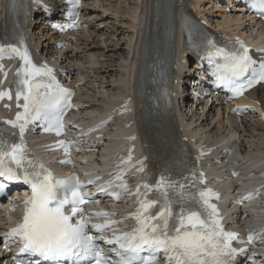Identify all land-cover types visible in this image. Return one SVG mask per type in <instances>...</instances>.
<instances>
[{
	"label": "snow or ice",
	"instance_id": "6c2138e0",
	"mask_svg": "<svg viewBox=\"0 0 264 264\" xmlns=\"http://www.w3.org/2000/svg\"><path fill=\"white\" fill-rule=\"evenodd\" d=\"M258 4L264 7V0H258ZM237 43L239 50L215 48L209 55L223 57L225 61L223 75L215 72L213 75H217L219 82L230 86L234 95H242L246 89L264 81V64L253 67L255 62L248 55L249 50L241 42ZM6 49L22 61L16 73L15 96L18 102L23 101L18 104L23 112H18L14 121H8L19 128L21 142L7 143L0 138V177L8 181H23L30 187L31 194L23 201L22 219L17 221L5 238L19 240L21 253L49 261L71 260L73 264H83L88 260L89 264H110L98 251L96 238L88 233L89 220L82 206L89 197L83 191L84 185L79 178L56 179L43 164L28 159L22 142L28 123L41 118L49 119L53 113H56L53 127L60 135L63 129L61 102L71 93L55 85L54 79L52 84L42 82L44 77L51 79L52 70L33 63L26 47L0 45V54ZM54 85L56 94L49 95L48 89ZM6 96L11 99L12 93L0 92V99ZM53 127L46 130H53ZM59 144L68 154L65 142L60 141ZM128 161H131V156ZM140 163L139 171L142 173L143 163ZM124 171L117 165L114 177L98 186V189L107 191L115 186L132 193L133 189L128 188L125 181ZM3 187L0 185V189ZM153 191L155 194L149 196L148 193ZM135 192L139 207L130 214L137 221L133 231L114 234L111 239L100 237L110 245H118L117 264H154L161 252L166 254L165 264H233L238 252L244 251L232 247L237 234L224 230L218 209L211 203L213 197H219L211 189L193 193L186 184L161 176L154 186L144 183ZM114 195L119 198L118 194ZM66 205L70 206L69 213L65 211ZM95 215L112 214L97 212ZM74 217L77 218L75 223ZM115 223L106 221L92 224L91 227L101 231ZM252 240L253 237L249 236V242ZM17 264L23 262L17 261Z\"/></svg>",
	"mask_w": 264,
	"mask_h": 264
},
{
	"label": "bare ground",
	"instance_id": "6f19581e",
	"mask_svg": "<svg viewBox=\"0 0 264 264\" xmlns=\"http://www.w3.org/2000/svg\"><path fill=\"white\" fill-rule=\"evenodd\" d=\"M92 1V4H87L85 8L90 14L89 31L80 33L73 43L67 42L64 47L56 49L49 41L50 34L41 30H37L35 34H38L36 39L43 50L59 63L60 68L74 71L76 67L77 74L82 76L81 80H85L82 90L85 91L87 102H91L90 110L98 113L105 104L123 97L126 86L130 88L135 85L130 74L138 59L134 60L131 53L138 44L143 51L147 46L145 31L148 26L146 27L145 22L150 19L152 0H145V6L141 4L142 0ZM156 1L160 3L162 0ZM190 1L195 4V10L205 16V10L200 5L201 0ZM142 14L139 25L141 27L144 25L143 28L137 24ZM209 15L211 17H205L217 21L219 28L225 27L226 32H232L233 35H239L241 30L246 31L250 27L249 23L243 21L244 18L239 19V13L228 14L222 9ZM222 18L226 21H219ZM111 21L114 22L113 25ZM104 23L106 25L100 29ZM108 28L109 31H107ZM136 32L138 40L134 43ZM253 32L260 33L262 42L264 24L257 25ZM103 36L107 38L100 41ZM248 99L252 102L258 101L260 106L257 107V113H250L240 120L227 116L225 111L214 105H203L201 101L189 103L186 107L182 105L179 113L192 128L190 132L192 137H194L193 132L196 131L214 140L212 146H215L217 150L221 145H227V148L231 150L230 157H239L247 161L245 166L251 169H264V86L249 93ZM219 156L222 160L223 157ZM261 205L251 209L258 213L256 219H264V204ZM0 255H2L1 252ZM1 257L4 258L5 255ZM2 258L0 264H2Z\"/></svg>",
	"mask_w": 264,
	"mask_h": 264
},
{
	"label": "rangeland",
	"instance_id": "374dc122",
	"mask_svg": "<svg viewBox=\"0 0 264 264\" xmlns=\"http://www.w3.org/2000/svg\"><path fill=\"white\" fill-rule=\"evenodd\" d=\"M206 1L209 2L208 0H206ZM201 2H202V3H201ZM201 2H200V5L203 6V10H205V11H204L205 16H209V17H211L209 14H211L212 11H211V12H208V11H207L208 9H205V8H204V7H205L204 4H205L206 6H208V5H207L208 3L204 2V0H201ZM203 3H204V4H203ZM114 5H116V4H114ZM208 7H209V6H208ZM208 7H207V8H208ZM95 22L98 23V21H95ZM111 22H112V25H113L114 22H113V21H111ZM103 25H106V24H105V23L102 24V25L100 26V27H101L100 29H103ZM108 25H109V24H108ZM112 25H111V26H112ZM109 26H110V25H109ZM109 26H108V27H109ZM114 26L116 27V25H114ZM107 31H109V28L107 29ZM109 33H110V32H109ZM103 38H107V37H105V36L101 37V38H100V41H102L101 39H103ZM104 40H105V39H104ZM107 41H108V40H107ZM109 80H111V78H109Z\"/></svg>",
	"mask_w": 264,
	"mask_h": 264
}]
</instances>
